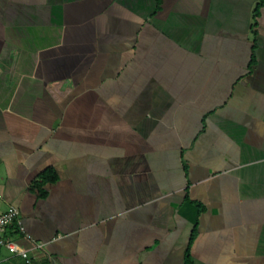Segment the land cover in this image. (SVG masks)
<instances>
[{"label": "crops", "instance_id": "obj_1", "mask_svg": "<svg viewBox=\"0 0 264 264\" xmlns=\"http://www.w3.org/2000/svg\"><path fill=\"white\" fill-rule=\"evenodd\" d=\"M257 1L0 0L7 236L58 264H184L195 228L193 264H264Z\"/></svg>", "mask_w": 264, "mask_h": 264}, {"label": "built area", "instance_id": "obj_2", "mask_svg": "<svg viewBox=\"0 0 264 264\" xmlns=\"http://www.w3.org/2000/svg\"><path fill=\"white\" fill-rule=\"evenodd\" d=\"M18 216L19 211L13 205H8L7 209L0 213V250L4 248L10 256L20 258L22 264H42V259L45 260L46 264H58L56 259L46 250L45 242L31 240V245L26 247L19 240L7 236V230L11 226L20 232L23 231ZM59 237L61 234H57L56 238ZM7 260V258L0 256V264Z\"/></svg>", "mask_w": 264, "mask_h": 264}, {"label": "trees", "instance_id": "obj_3", "mask_svg": "<svg viewBox=\"0 0 264 264\" xmlns=\"http://www.w3.org/2000/svg\"><path fill=\"white\" fill-rule=\"evenodd\" d=\"M162 0H155V11H157L160 8ZM264 5V0H258L252 10V18H253V25H256L255 18L259 15L261 7ZM58 179L57 172L55 169L51 166L46 167L43 171L39 173L37 178H35L31 182V187L36 188L39 191L40 196H45L46 191L42 188V186L46 183H52L55 182ZM8 233H10L8 231ZM195 236V228L193 229L191 238L188 242L187 248L185 250V256H184V264H193V259L190 254V247L192 240Z\"/></svg>", "mask_w": 264, "mask_h": 264}]
</instances>
